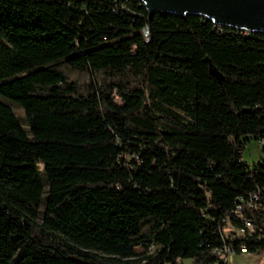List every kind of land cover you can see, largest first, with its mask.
Listing matches in <instances>:
<instances>
[{"label":"trees","instance_id":"1","mask_svg":"<svg viewBox=\"0 0 264 264\" xmlns=\"http://www.w3.org/2000/svg\"><path fill=\"white\" fill-rule=\"evenodd\" d=\"M0 96L24 113L0 101V264L264 249L263 33L139 0H0ZM244 220L259 230L225 236Z\"/></svg>","mask_w":264,"mask_h":264},{"label":"water","instance_id":"2","mask_svg":"<svg viewBox=\"0 0 264 264\" xmlns=\"http://www.w3.org/2000/svg\"><path fill=\"white\" fill-rule=\"evenodd\" d=\"M150 17L154 12L160 15L197 14L214 24L229 26L264 34V0H139ZM209 72L219 81L222 75L208 58Z\"/></svg>","mask_w":264,"mask_h":264},{"label":"rangeland","instance_id":"3","mask_svg":"<svg viewBox=\"0 0 264 264\" xmlns=\"http://www.w3.org/2000/svg\"><path fill=\"white\" fill-rule=\"evenodd\" d=\"M0 101L9 105L16 116L24 123V113L23 110L16 104L9 102L2 96H0ZM262 157L261 153V142L251 138L245 143L242 160L248 164H253L258 159ZM140 252V249H137ZM230 261L234 264H264V249L259 252H249L248 254H235L230 257ZM191 259H184L179 262V264H191Z\"/></svg>","mask_w":264,"mask_h":264},{"label":"built area","instance_id":"4","mask_svg":"<svg viewBox=\"0 0 264 264\" xmlns=\"http://www.w3.org/2000/svg\"><path fill=\"white\" fill-rule=\"evenodd\" d=\"M140 3H142V2L140 1ZM143 32L147 38L148 29L144 28ZM252 198L256 199V196H252ZM237 211L238 212L241 211L240 205L237 206ZM257 230H259V228L255 224H253L250 220H244L243 224L239 227H234V226H230L229 224H227L226 228L224 229L226 237H228L230 235L231 236L233 235L234 237L251 235ZM223 252L224 253L221 254V256H222V261L225 264H234L233 262L230 261V257L235 255V254H248L249 253L245 247H240L238 253H235V251L233 249H228V248L224 249Z\"/></svg>","mask_w":264,"mask_h":264}]
</instances>
